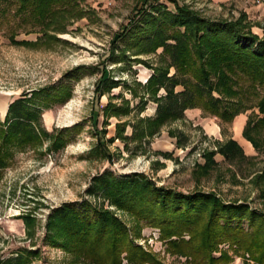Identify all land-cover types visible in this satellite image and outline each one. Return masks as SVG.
Masks as SVG:
<instances>
[{
	"label": "trees",
	"instance_id": "obj_1",
	"mask_svg": "<svg viewBox=\"0 0 264 264\" xmlns=\"http://www.w3.org/2000/svg\"><path fill=\"white\" fill-rule=\"evenodd\" d=\"M83 1L17 0L14 17L22 24L33 22L32 27H38L42 36L51 30L62 33V24L79 15L77 8ZM166 1L171 9L161 0H136L133 14L105 57L111 63H139L140 59L131 58L157 49L165 57L162 66L151 68L145 85L155 104L154 115L132 124L130 139L139 145L144 138L156 135L163 123L182 118L186 110L198 109L230 123L235 116L255 108L258 115L247 118L241 134L258 149L264 145V26L256 25L262 31L258 36L251 32L244 13L234 19H210L176 0ZM6 12L0 13L6 16ZM99 67L102 72L94 90L97 100L101 92L117 84L105 76L103 63L76 67L64 77L65 81L22 93L8 103L0 123V173L14 150L35 148L50 138L41 126V115L68 100L71 89L66 83ZM169 68L173 69L171 75ZM176 87L181 91L176 92ZM159 90L162 95L155 97ZM103 111L113 116L129 114L127 107L109 104ZM116 129L118 139L128 140L122 137L123 125H116ZM78 131V124L55 130L47 151L65 147ZM97 145L104 147L100 140ZM217 152L225 160L241 154L233 140L219 146ZM212 155H204L205 171L212 164ZM259 179L264 197V172ZM86 193L108 199L117 209L157 229L165 250L185 258V264H229L235 257L264 264V213L245 202H226L213 193L199 191L184 194L156 186L142 174L116 178L107 171L91 178ZM45 228L47 243L73 258L94 264H120V255L124 254L128 264H159L129 239L117 218L86 201L53 209ZM219 245L227 250L218 252ZM30 254L15 253L0 260V264H26Z\"/></svg>",
	"mask_w": 264,
	"mask_h": 264
},
{
	"label": "rangeland",
	"instance_id": "obj_2",
	"mask_svg": "<svg viewBox=\"0 0 264 264\" xmlns=\"http://www.w3.org/2000/svg\"><path fill=\"white\" fill-rule=\"evenodd\" d=\"M176 1L206 18L213 11L200 7L201 0ZM16 2L0 3V12L7 10L6 16L0 13V123L11 100L22 93L65 81L64 77L76 67L89 68L103 63L105 76L117 84L101 92L95 100L101 67L87 70L76 81L64 82L71 89L68 100L51 106L41 115V126L50 133V138L35 148L13 151L0 173V260L30 251L26 264H94L73 258L45 240L50 211L86 201L117 218L125 226L129 239L159 264H185V258L165 250L157 229L117 209L108 199L86 193L91 178L103 171L116 178L142 174L156 186L184 194L213 193L223 201L245 202L264 213L263 183L259 179L264 172V145L258 149L250 145L248 155L244 146L237 144L241 154L231 160H225L217 152L219 146L232 140L233 120L224 123L191 109L184 111L179 120L163 123L156 135L144 138L139 145L130 139L132 124L154 115L155 104L148 97L145 85L151 68L162 66L165 59L157 49L152 54L131 58L140 59L139 63L105 60L114 39L133 14L136 0H84L79 2V15L62 24L64 32L51 30L46 36L41 35L38 27H32L33 22L22 24L14 17ZM161 2L172 8L166 0ZM232 17L228 13L223 19ZM252 21L262 24L264 17L255 15ZM252 31L261 36L257 29ZM168 72L171 75L173 69L169 68ZM175 91L181 88L176 87ZM161 95L159 90L155 97ZM108 104L125 106L129 114L113 116L109 111L104 112ZM251 114L258 115L257 110L251 108L239 115L246 122ZM75 124L79 125V131L65 147L47 151L55 130ZM118 124L123 125L122 137L128 140L116 137ZM98 140L104 147L97 145ZM209 152L213 153L212 164L205 171L204 155ZM226 250L225 245L217 247L218 252ZM120 264H128L124 254L120 255ZM229 264L252 263L235 257Z\"/></svg>",
	"mask_w": 264,
	"mask_h": 264
},
{
	"label": "crops",
	"instance_id": "obj_3",
	"mask_svg": "<svg viewBox=\"0 0 264 264\" xmlns=\"http://www.w3.org/2000/svg\"><path fill=\"white\" fill-rule=\"evenodd\" d=\"M202 6H206L207 8L213 10L212 12H208L210 14V19L215 18H225L228 13L232 16V19L236 18L235 16L240 13H244L246 15L247 21L251 25V32L253 33V29H257L262 36V31L259 26H264V23L259 24L258 22H253L252 18L254 16L259 15L264 17V0H201ZM259 25V26H256ZM258 35V33H255ZM232 123L234 124V136L232 140H234L238 145L244 146L247 154H250V144L242 139L241 130L245 123V118L241 115L236 116ZM216 134V131L213 133ZM249 152V153H248Z\"/></svg>",
	"mask_w": 264,
	"mask_h": 264
}]
</instances>
